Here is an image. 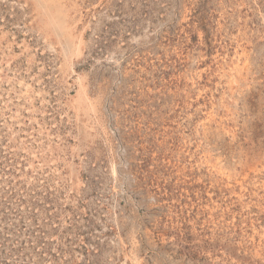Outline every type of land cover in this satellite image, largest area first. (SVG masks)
Returning <instances> with one entry per match:
<instances>
[{
  "label": "rangeland",
  "instance_id": "374dc122",
  "mask_svg": "<svg viewBox=\"0 0 264 264\" xmlns=\"http://www.w3.org/2000/svg\"><path fill=\"white\" fill-rule=\"evenodd\" d=\"M0 264H264V0H0Z\"/></svg>",
  "mask_w": 264,
  "mask_h": 264
}]
</instances>
